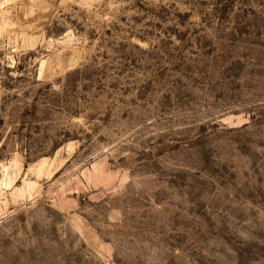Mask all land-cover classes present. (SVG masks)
I'll list each match as a JSON object with an SVG mask.
<instances>
[{
    "label": "rangeland",
    "instance_id": "obj_1",
    "mask_svg": "<svg viewBox=\"0 0 264 264\" xmlns=\"http://www.w3.org/2000/svg\"><path fill=\"white\" fill-rule=\"evenodd\" d=\"M0 264H264V0H0Z\"/></svg>",
    "mask_w": 264,
    "mask_h": 264
}]
</instances>
